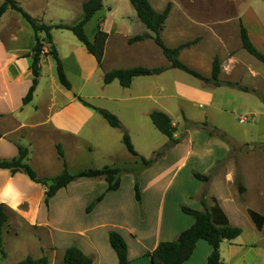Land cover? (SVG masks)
Instances as JSON below:
<instances>
[{
    "label": "crops",
    "instance_id": "0c3cea01",
    "mask_svg": "<svg viewBox=\"0 0 264 264\" xmlns=\"http://www.w3.org/2000/svg\"><path fill=\"white\" fill-rule=\"evenodd\" d=\"M14 1L28 15L44 24L72 25L81 18L82 5L87 0ZM148 1L157 13L170 5L160 32L165 46L176 48L193 42V45L180 52L178 59L181 63L209 78L212 61L217 58L222 78L227 77L244 86L260 85L264 92V67L241 48L239 35L236 36V32L228 27L227 17H215L209 13L214 10L213 6H203L193 0ZM164 1H167L166 5ZM103 9H111L110 18L99 23L95 14L84 27L85 34L87 30L91 34L90 38L87 37L90 41H93L96 31L107 34L102 67H98L96 59L70 31L52 30V43L71 89L66 90L59 84L53 59L44 56L40 61L38 85L32 100L25 105L22 100L32 80L30 65L34 34L18 13L7 9L1 16L0 159L16 158L20 146L27 150L26 163L37 177L47 179L58 176L62 171L56 146H60L63 151L69 174L105 166L134 164L137 159L129 155L122 144L123 132L110 127L96 111L85 107L77 97L95 108L98 105L92 100H103L106 104L102 109L118 118L131 143L134 137L139 138L143 132H146V137L151 134L147 133L150 127L154 128L149 114L161 110L171 120L175 129L174 138L178 143L139 173L140 203L135 200L132 174L122 175L119 188L109 193H105L107 184L103 179H77L60 189L46 206L45 186L31 181L21 172L11 173L0 169V204L9 211L5 226L10 227L14 235L11 239L21 229L44 234L45 244L34 237L36 254L40 257H29L39 259L45 256L48 264H52L56 258L62 263L65 250L72 246L89 257L92 264H118L108 241V234L112 231L119 233L125 241L129 264H151L147 255L159 243L174 241L182 231L192 226L193 218L180 208L201 211L202 194L207 209L214 206L215 200L232 227L239 228L236 216H249V210L258 213L252 209L254 203L247 204L235 188L232 189L235 175L229 166L226 167L227 173L216 181L218 190L213 188L214 179L204 184L193 177V173L209 177L214 167L226 159L229 148L217 137L209 136L202 130L185 129V125L186 122L200 124L206 120L192 119L188 108L200 109L205 115L209 108L222 107L221 97L226 95H231L234 100L242 96L239 100L245 103L246 114L252 117L251 122L255 121L256 115L264 117V107L251 94L227 89L223 85L204 86L197 79L170 68L163 55V58H158V51H150V39L132 44L130 53H126L135 60L134 65L103 69L106 60L112 61L114 56L118 59L127 57L111 49V41L115 37L127 41L148 33L129 0H110L109 4L103 0ZM238 19L252 45L264 55V20L255 18L243 24L240 18H235L236 26ZM47 50L48 46L45 45L44 52ZM134 67L164 68V71L159 75L134 78L129 88H122L117 81H113L99 86L95 94L87 92L95 76L97 81L103 83L105 73ZM251 101H255L259 108H251ZM170 102L176 104V113L169 110ZM233 114L234 111L231 112ZM172 118H176L175 121ZM167 143L168 139L160 149ZM44 145L51 149L52 159L43 157L41 147ZM156 151L151 148L149 154ZM143 154L139 155L138 152L144 158ZM73 157L76 158L72 164ZM77 164L80 166L75 168ZM102 195L101 201L90 212H86L87 207ZM4 228L2 236L5 234ZM263 229L264 223L260 231L256 230L262 233ZM243 235L241 230L236 239L220 243L221 264H246V260L258 264L261 257L264 259V249H257L260 239L250 242ZM210 252V246L200 240L190 259L183 264H207Z\"/></svg>",
    "mask_w": 264,
    "mask_h": 264
},
{
    "label": "trees",
    "instance_id": "16d2710c",
    "mask_svg": "<svg viewBox=\"0 0 264 264\" xmlns=\"http://www.w3.org/2000/svg\"><path fill=\"white\" fill-rule=\"evenodd\" d=\"M133 7L138 20L146 28L148 33L140 36H135L127 40L128 45L142 42L150 39L154 45L161 51L164 58L169 63V67L179 70L203 84H212L214 86H221L218 77L221 72L220 62L217 58H214L211 64V75L209 78H205L198 72L190 69L186 65L180 62L178 59L180 52L193 45V42L179 45L176 48H168L165 46L160 38V32L163 29L164 23L168 17L170 11V5L161 12L154 11L148 0H129ZM103 7V0H87L82 5V16L78 22L72 25H66L63 23L47 25L42 21L35 19L28 15L14 0H2L0 5V18L10 9L18 13L22 19L29 25L34 34L35 44L32 49V61L30 65V71L32 75L31 85L26 96L23 98V104H27L32 100L33 94L38 85L40 76V61L44 56H50L55 63L56 76L59 84L66 90L71 89V85L68 82L62 63L58 57L56 49L52 43L51 31L52 30H66L70 31L76 39L85 47L87 52L92 55L101 68L103 65L104 47L107 40V34L96 31L93 41H90L84 31L85 25L92 19V17L99 12ZM240 44L243 50H245L250 56L256 59L258 62L264 65V55L260 53L250 42L247 32L243 25H240ZM48 46L47 52H44V46ZM164 71V68L147 69L143 67H134L130 69H115L111 70L103 75V84L108 85L113 81H117L122 88H129L131 82L137 77H146L159 75ZM229 85V84H225ZM77 99L88 108L96 111L106 123L115 129H119L123 132L122 144L129 155L137 158L134 164L105 166L101 169H87L81 170L74 174H69L66 169V163L64 154L60 146H56V152L58 159L62 165L61 173L54 178H39L32 168L26 163L27 150L18 146V156L11 160L0 159V169L9 170L11 173L21 172L25 174L31 181L41 184L46 187L44 204L48 206V201L52 198L60 189L65 188L71 182L81 179H103L106 184V192L116 191L120 186V177L124 174H132L134 176V195L136 202L140 203V194L138 189L137 178L140 172L151 166L156 159L160 158L166 150L176 145L178 140L174 138V127L171 124V120L167 115L162 112H151L149 114L150 121L154 128L168 139V143L160 150L153 154L151 159H144L139 156L130 140L128 134L123 131L121 122L116 116L104 109L95 108L81 98ZM203 127L206 130L207 125H193ZM209 136L223 137L218 134L216 130L206 131ZM1 138V134H0ZM193 177L206 184L209 180L208 176L193 173ZM242 191V188H240ZM104 195L94 200L86 209V212H90L92 208L97 204ZM203 209L201 211L192 210L190 208L181 207L180 210L191 216L194 220L192 226L182 231L174 241L161 242L157 247L149 253L147 256L151 260V264H183L190 259L194 251L195 245L198 241H205L211 248V252L207 257V264H221L219 247L222 241H232L240 236L241 229L230 226L226 216L221 209L216 205V201L213 200L214 206L211 209H207L204 201V194L200 198ZM249 217L254 223L256 229L260 231L264 223V217L260 214L249 210ZM9 211L4 205L0 204V254L4 257L3 252V240L2 233L3 228L8 222ZM109 244L117 256L118 264H129L127 246L121 235L117 232H109L108 234ZM16 264H48V260L45 256L39 259H33L31 257H25ZM62 264H92V260L85 256L77 247L72 246L65 250L63 255Z\"/></svg>",
    "mask_w": 264,
    "mask_h": 264
},
{
    "label": "rangeland",
    "instance_id": "374dc122",
    "mask_svg": "<svg viewBox=\"0 0 264 264\" xmlns=\"http://www.w3.org/2000/svg\"><path fill=\"white\" fill-rule=\"evenodd\" d=\"M181 1H187V0H181ZM194 2H197L203 6H213L214 10L209 11L212 15L215 17L221 16V17H227L228 21V27L231 29V31L236 32V36H238L240 33V23L239 25V19L237 20V26L234 22L235 18H240L242 23L244 22H250L254 20L255 18L263 19L264 20V0H193ZM175 2V1H174ZM106 3H110V0H106ZM164 4L167 3V1L163 2ZM166 5V4H165ZM108 8V5H107ZM111 9L110 10H100L96 13V17L99 23L103 22L105 19H108L111 17ZM141 23V22H140ZM87 37H91L90 32L86 31ZM239 41L240 37L238 36ZM152 41V40H151ZM231 42V41H230ZM232 43V42H231ZM241 45V44H240ZM151 48L150 51H158V58H163L161 51L154 45L152 42V45H149ZM133 47L131 45L127 44V41L125 39H118L114 38L113 41H111V49L114 52L119 53L121 56L125 55L126 53H130V50ZM231 48L233 46L231 45ZM242 48V47H241ZM127 57L123 59H118L114 56L113 60L110 61L106 60L105 66L103 69L109 70L114 68H123L128 67L130 65H134L135 60L131 57H129L126 54ZM161 60V59H160ZM256 62V61H254ZM261 67H264L260 63ZM104 71V70H102ZM101 71V72H102ZM221 74V72H220ZM221 78L220 82L224 83V87L227 89H233L237 90L243 93H248L253 95L254 98L260 102V105L264 107V92L261 88V86H244L240 82L237 81H230L226 77L225 79L222 78V75H219L218 79ZM75 83V80L73 81ZM99 83V84H98ZM103 83L100 81H97V76L94 77L91 84L87 88L88 93H97L99 90V86H103ZM229 84V85H225ZM206 86L205 84H203ZM212 85V84H207ZM214 86V85H213ZM89 89V90H88ZM87 94L86 92H84ZM242 96H237V100L231 99V95H226L223 98V101H221V105H223L220 108H209L202 114V110L200 109H193L188 108L189 117L192 119H206L205 122H201L200 124L195 125H201L206 124V130H204L203 127L199 126H193L194 124H190L189 122H186L185 129H195V130H202L206 134V131H213L216 130V132L223 137H217L218 139L225 142V144L229 148V154L223 161L219 162L212 172L209 174V180L214 179L213 182V188L217 189L216 181H219L220 178L224 176V174L227 173L226 167L229 166L232 168V173L235 175V186L232 188L236 190L239 197L245 201L247 204L252 205V209L257 211L259 214L264 216V191L263 196L261 195L262 189H264V117L261 116H255L254 122H251V116L246 114V108L245 103L242 100H239ZM220 98V99H221ZM217 100V96H216ZM93 103L97 104V108L99 109L104 108V105L106 104L103 102V100H92ZM216 103V101H215ZM251 108L258 109V105H255V101H251ZM170 105L169 110H172L176 113L177 107L174 102L168 103ZM219 104V103H217ZM154 109H159V107H155ZM234 111L235 115H231V112ZM154 112V111H153ZM157 112H162L157 111ZM163 113V112H162ZM171 114V111H170ZM238 117H240L238 119ZM173 121H175L176 118H172ZM239 121V123H238ZM213 124L214 126H209L208 124ZM151 124V123H149ZM151 126V125H150ZM144 131V130H143ZM140 133V131H139ZM150 135H147L146 132L141 133V136L139 138H133V147L135 151L140 153H144V158L151 159L153 157V154H149L150 149H156L159 150L160 147L163 145L164 141L167 140V138L160 134L155 128L150 127ZM209 135V134H208ZM145 136V137H144ZM244 141V142H243ZM162 149V148H161ZM43 157L52 159V151L51 149L44 145L41 147ZM157 152V151H156ZM142 156V155H141ZM75 158L72 159V164L75 163ZM137 158H135L136 160ZM138 161V159L136 160ZM80 164H77L74 166L75 168L79 167ZM240 188H242V191H240ZM236 223L239 225V229L243 231V237L247 240L253 241L260 239L259 243L257 244V249H264V229L262 233H259L254 226L252 225V221L249 218V216H236L235 217ZM5 234L2 236V240L4 242L3 248L5 249L7 256H2L0 254V264H16L22 259H24L26 256H31L33 258L40 257L39 254H36V244L35 239L36 237L39 241L42 240L43 244H45V235L40 234L39 232H28L27 230L21 229L19 231V234L13 238V233L10 230V227L7 228L5 226L4 228ZM10 230V232H9ZM34 235V236H33ZM44 239V240H43ZM10 241L11 244H10ZM10 244V245H8ZM40 244V243H38ZM246 264H252L250 260L245 261ZM258 264H264V259L261 257ZM52 264H62L60 260L57 258L55 260H52ZM256 264V263H255Z\"/></svg>",
    "mask_w": 264,
    "mask_h": 264
}]
</instances>
